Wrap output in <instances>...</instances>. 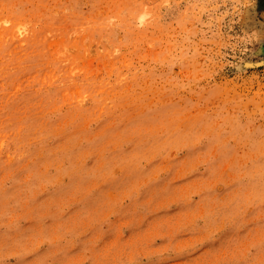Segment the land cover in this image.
Wrapping results in <instances>:
<instances>
[{"label": "rangeland", "instance_id": "374dc122", "mask_svg": "<svg viewBox=\"0 0 264 264\" xmlns=\"http://www.w3.org/2000/svg\"><path fill=\"white\" fill-rule=\"evenodd\" d=\"M0 264H264V0H0Z\"/></svg>", "mask_w": 264, "mask_h": 264}, {"label": "bare ground", "instance_id": "6f19581e", "mask_svg": "<svg viewBox=\"0 0 264 264\" xmlns=\"http://www.w3.org/2000/svg\"><path fill=\"white\" fill-rule=\"evenodd\" d=\"M260 48V47H259ZM258 52V51H257Z\"/></svg>", "mask_w": 264, "mask_h": 264}]
</instances>
